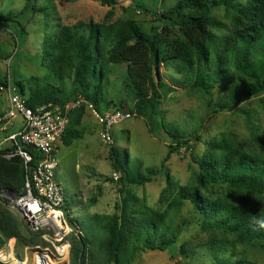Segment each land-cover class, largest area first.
<instances>
[{
  "label": "rangeland",
  "instance_id": "rangeland-1",
  "mask_svg": "<svg viewBox=\"0 0 264 264\" xmlns=\"http://www.w3.org/2000/svg\"><path fill=\"white\" fill-rule=\"evenodd\" d=\"M181 1L115 0L113 9H110L102 6L98 0H31L30 5L26 4V0H0V17L8 20L0 22V88L4 84H20L25 97L29 98L39 86H54L62 88L65 93L64 97H57L70 102L75 95L73 84L67 77L60 80L63 71L52 65L54 53L50 46L53 47L60 29L79 28L83 24L79 29L86 33L85 25L91 22L100 27L132 22L146 36L156 37L159 42H179L182 38L178 31L168 30L157 17ZM247 3L252 1H236L235 5L241 8L242 4L245 6ZM237 8L212 6L207 14L210 19L207 30L211 53L201 69L205 80H210L216 70L214 55H224L223 44L227 47L231 45L234 33L250 24L247 20H237ZM108 43L106 58L114 47L113 41L109 40ZM258 47L250 52L255 62L262 55ZM222 64V81L217 84L208 81L210 90L207 92L196 87L197 75L179 61L160 63L154 70V78L159 86V104L154 112L142 115L136 113V100L128 89L126 63L109 64L104 68L107 76L98 91L99 109L89 100L90 106L87 104L79 108L81 110L71 112V119L81 114L77 125L79 135L69 145H64L62 141L70 139L71 133L66 131L59 140L56 151L59 161L57 180L65 192L68 220L78 230L70 236V244L74 248L76 237L83 234L88 243L87 264H91L90 253L98 262L104 260L105 254L99 253V248L107 240L106 229H109L113 216L119 213L121 207L120 185L113 178L115 173L110 166L112 148L125 152L134 170L138 168L145 174V169L152 168L158 172L150 183L127 186L126 197L131 200L130 207L135 212L141 213L144 207H148L164 217L166 226L178 234L171 253L145 251L132 264H215L210 254L202 248L191 249L186 255L179 254V247L183 243L195 236L199 239L203 237L200 231L203 219L189 201L181 199L180 192L182 188L184 191L198 188L206 200L228 202H236L235 198L241 194L227 185L200 188L196 181L198 165L194 160L202 159L208 144L219 142L222 138L230 141L235 148L264 158L261 148L264 141V90L241 103L231 104L233 94L247 88L252 80L228 66L227 62L224 64L223 61ZM55 103L60 104L51 102ZM106 104H109L108 107ZM7 107L6 93L0 89V113L4 114ZM115 107L129 112L131 118L113 127V143L107 146L98 137L99 126L92 109L105 113ZM11 122L15 125L14 130L20 128L18 117ZM165 131L181 139L178 151L162 163L176 143ZM4 135L0 132V141ZM182 141L188 143L183 144ZM23 188L1 191L0 209L11 215L21 236L30 237L32 234L29 235L18 213L4 199L19 194ZM174 200L182 205L177 206ZM247 206L264 217V193L249 196ZM34 242L22 246L16 238L6 240L0 247V264H35L34 255L38 249L34 248H50V244L41 237L35 238ZM73 252L67 261L60 264H75ZM223 259L228 260V264H264V243L261 240L246 243L237 237H229ZM36 262L39 263V259Z\"/></svg>",
  "mask_w": 264,
  "mask_h": 264
},
{
  "label": "trees",
  "instance_id": "trees-1",
  "mask_svg": "<svg viewBox=\"0 0 264 264\" xmlns=\"http://www.w3.org/2000/svg\"><path fill=\"white\" fill-rule=\"evenodd\" d=\"M98 1L102 6L110 9L115 5V0ZM236 1L242 0H182L174 7L163 11L157 17L158 21L163 22L168 30L176 29L182 38V41L173 43L159 42L156 37L146 36L132 22L109 27H100L91 22L85 25L86 33L79 29L84 26L83 24H80L79 28L63 27L54 41V48L50 46L54 53L52 65L57 70L63 71L60 80L67 77L72 82L75 94L72 100L80 95L99 109L98 91L107 76L106 66L126 63L128 89L136 100L134 107L136 113L142 115L154 112L159 104V86L154 78V70L160 63L179 61L183 67L197 75L196 87L208 92L210 80L212 84L222 81L221 65L224 61V64L227 62L228 66L234 67L236 71L252 80V84L247 88L233 94L234 99L231 104L241 103L264 90V2L250 0L252 3H247L245 6L242 4L241 8H237ZM30 3L31 0H26L27 5ZM221 5L237 8V20H247L250 24L234 33L231 45L228 44L227 47L225 43L223 44L224 55L220 53L214 55L216 70L210 80H205L204 77L202 78L201 69L204 68L211 53L207 30L210 19L207 14L212 6ZM6 21L8 20L0 17L1 23ZM109 40L113 41L114 47L106 58L105 50ZM256 46L262 51L261 59L257 62L250 54ZM14 85L20 90L21 95L25 96L22 86ZM59 95L65 96L62 88L39 86L29 98L26 97L27 106L35 108L44 104L49 105L51 102H59L58 105L62 106L66 102L58 98ZM108 105L106 104L107 107ZM71 116L65 132L71 133L72 136L67 141H62L64 145H69L72 140L78 139L79 135L77 125L81 114L75 119H71ZM165 133L171 135L176 143L175 147L170 148L162 163L168 161L170 156L178 151L181 139L180 136L168 131ZM182 142L188 143V141ZM261 148L264 152V141L261 143ZM124 153L118 148L110 150V166L117 174V182L120 185L121 207L119 213L113 216L109 229H106L107 240L99 248V253L105 254L104 260L98 262L90 253L91 264H132L134 259L145 251H172L178 240V234L166 226L164 217L148 207H144L141 213L135 212L130 207L131 200L126 197L125 188L129 185L143 186L150 183L158 172L152 168L145 169V174L138 168L134 170ZM29 154L33 162L39 159L38 154L32 149L29 150ZM194 161L198 165L196 181L200 188L208 185H227L241 195L235 198L236 202L206 200L198 188L188 191L182 188L181 199L189 201L203 219L200 225L203 237L199 239L195 236L191 241L183 243L179 247V254L186 255L192 251L191 249L202 248L210 254L215 264H228V260H224L223 257L229 237H237L246 243L255 240L264 243V217L256 210L247 208L249 196L264 193V158L235 148L230 141L222 138L219 142L208 144L202 159ZM25 181L26 172L20 159L7 162L0 158V192L7 189L18 190L24 186ZM173 203L177 206L182 205L175 200ZM0 234V247L10 238H16L22 246L35 243L34 239L40 238L39 233L31 231H29V235L32 234L30 237L21 236L14 219L1 209ZM76 238L77 242L74 248L71 245L70 254L72 250L75 251L73 252L75 264H87L88 243L82 233Z\"/></svg>",
  "mask_w": 264,
  "mask_h": 264
},
{
  "label": "built area",
  "instance_id": "built-area-1",
  "mask_svg": "<svg viewBox=\"0 0 264 264\" xmlns=\"http://www.w3.org/2000/svg\"><path fill=\"white\" fill-rule=\"evenodd\" d=\"M0 89L6 93L8 103L7 111L0 115V126L11 124L17 117L21 120L20 128L0 141V158L7 162L20 159L26 172L22 191L4 199L29 231L39 233L41 239L50 244V248H34L38 249L34 255L35 264H38L37 255L49 259L51 264L63 263L70 257L69 238L74 229L68 220L65 192L57 180V142L65 133L71 112L91 104L78 95L62 106L49 104L29 108L26 97L16 85L4 84ZM92 110L99 126L100 141L111 145L113 127L130 119V113L116 108L105 113ZM30 149L39 156L35 162L29 154ZM113 178L117 180V174Z\"/></svg>",
  "mask_w": 264,
  "mask_h": 264
},
{
  "label": "crops",
  "instance_id": "crops-1",
  "mask_svg": "<svg viewBox=\"0 0 264 264\" xmlns=\"http://www.w3.org/2000/svg\"><path fill=\"white\" fill-rule=\"evenodd\" d=\"M2 114H3V113H2ZM2 114L0 113V115H2ZM19 121L21 122L20 119H19ZM14 126H15V125H13L12 122H11V124H9V125L0 126V132L3 133V134H5L3 138H5V137L9 136L10 134L14 133L15 131H17V129H18L19 127H18L16 130H14ZM3 138H2V139H3ZM2 139H1V140H2ZM60 141H61V140H60ZM60 141L57 142V145L60 143ZM57 149H58V148H57Z\"/></svg>",
  "mask_w": 264,
  "mask_h": 264
},
{
  "label": "bare ground",
  "instance_id": "bare-ground-1",
  "mask_svg": "<svg viewBox=\"0 0 264 264\" xmlns=\"http://www.w3.org/2000/svg\"><path fill=\"white\" fill-rule=\"evenodd\" d=\"M39 263L38 264H51L49 259H46L44 256L38 255Z\"/></svg>",
  "mask_w": 264,
  "mask_h": 264
},
{
  "label": "water",
  "instance_id": "water-1",
  "mask_svg": "<svg viewBox=\"0 0 264 264\" xmlns=\"http://www.w3.org/2000/svg\"><path fill=\"white\" fill-rule=\"evenodd\" d=\"M73 229L75 232H78L77 228L73 225Z\"/></svg>",
  "mask_w": 264,
  "mask_h": 264
}]
</instances>
